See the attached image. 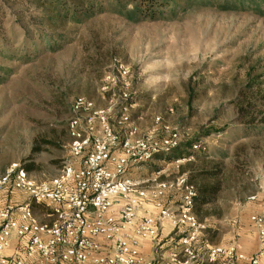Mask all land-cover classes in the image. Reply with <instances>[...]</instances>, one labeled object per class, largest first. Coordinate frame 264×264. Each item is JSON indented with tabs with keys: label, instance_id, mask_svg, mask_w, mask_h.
<instances>
[{
	"label": "rangeland",
	"instance_id": "rangeland-1",
	"mask_svg": "<svg viewBox=\"0 0 264 264\" xmlns=\"http://www.w3.org/2000/svg\"><path fill=\"white\" fill-rule=\"evenodd\" d=\"M105 6L111 11L51 27L36 0H0V173L17 164L33 165L38 182L59 176L72 160L69 123L85 116L72 104L83 97L106 111L120 140L161 141L173 128L181 145L202 139L206 148L180 159L174 149L131 176L174 185L221 170L207 179L221 191L203 217L215 224L206 236L239 241L230 219L264 202V129H254L264 119V14L192 1L135 21L125 0ZM43 31L64 40L51 50ZM125 106L130 118L120 123ZM45 210L36 209L42 221Z\"/></svg>",
	"mask_w": 264,
	"mask_h": 264
},
{
	"label": "built area",
	"instance_id": "built-area-1",
	"mask_svg": "<svg viewBox=\"0 0 264 264\" xmlns=\"http://www.w3.org/2000/svg\"><path fill=\"white\" fill-rule=\"evenodd\" d=\"M72 108L85 116L69 123L72 160L59 176L38 182L17 164L0 173V264H151L141 254L142 241L157 243L167 223L180 233L179 247L170 254L172 264H237L243 259L264 264V202L263 211L250 217L261 244L255 255L242 253L238 241L198 251L195 243L208 225L196 215L195 186L181 178L174 185L154 179L147 187L132 178L133 168L180 144L178 130L168 129L161 141L152 135L120 140L106 111L93 101L79 97ZM128 109H122L120 123L129 121ZM161 121L155 117L157 124ZM136 132L134 126L130 135ZM173 190L181 193L174 208L164 200ZM14 193L29 201L18 204ZM33 202L43 204L53 219L39 221ZM13 234L25 244L9 255Z\"/></svg>",
	"mask_w": 264,
	"mask_h": 264
},
{
	"label": "trees",
	"instance_id": "trees-1",
	"mask_svg": "<svg viewBox=\"0 0 264 264\" xmlns=\"http://www.w3.org/2000/svg\"><path fill=\"white\" fill-rule=\"evenodd\" d=\"M37 5L42 7L43 10V18L41 20H45L48 26L55 27L58 26L59 23L64 22H79L81 19L95 15L97 13H102L105 11H111L105 4L109 3L111 0H36ZM118 3L121 0H116ZM124 1V0H123ZM192 1H197L199 3L214 5L220 7L223 10H243V11H256L261 14H264V0H125L126 3L131 4L133 6L132 9V20H145V19H159L166 16L168 13L175 14L178 6L184 5V9L186 6ZM187 3V5H186ZM55 32V31H54ZM43 34H46L44 31ZM58 39H61L62 36L58 35ZM44 37L45 41L49 43V48L51 50L56 49L60 46L58 43V39L53 35L46 34ZM251 104V102H248ZM242 107V108H241ZM240 107L241 113H243V106ZM248 111L244 112L243 115H247ZM253 125H251L252 127ZM255 130L259 133L262 129H264V119L262 123L256 124L254 126ZM201 143L202 148H206L204 143H202V139H192L189 142H185L181 145V143L176 147L175 155L178 159L186 158L185 151L190 149L193 145ZM202 148L198 150H202ZM37 149L34 148L33 151ZM172 150V151H173ZM171 152V151H170ZM166 153H158L156 157L163 156ZM155 157V158H156ZM22 167V166H21ZM24 168L27 173L33 171V165H24ZM183 171V169H181ZM218 171V172H217ZM203 170L199 172L197 176H204L203 179H197L194 176V180H192V176L189 178L188 182L193 184L197 189V195L194 198V209L196 211L197 217L202 220L206 215L209 214L208 207L212 203L216 201V195L221 191V187L218 182L211 183L207 179L211 176H215L221 173V170ZM185 172V171H183Z\"/></svg>",
	"mask_w": 264,
	"mask_h": 264
},
{
	"label": "crops",
	"instance_id": "crops-1",
	"mask_svg": "<svg viewBox=\"0 0 264 264\" xmlns=\"http://www.w3.org/2000/svg\"><path fill=\"white\" fill-rule=\"evenodd\" d=\"M147 187H150V186H147ZM180 198H181V193L177 191L174 196L173 194L172 195L167 194L164 197V200L168 205L174 208V207H177V204L180 201ZM12 199L17 201L18 204H24L25 202L29 201L28 196H26L25 194H18V193H14L12 195ZM40 206H43L46 209V207L43 204H36L34 202L31 203V209H33L38 219L39 217L36 213V209ZM115 209L117 213L118 208H115ZM262 211H263V203L261 202V204L258 205L256 210H253L252 212L248 214L242 213L238 219L237 217L230 219L232 222V225L235 226L237 230V236L239 240L238 242L241 245V252L245 253L246 256L248 257L255 255L261 246L260 241H259V236L257 235L256 228L252 220H250L249 218L252 215L258 214L259 212H262ZM48 212H49L48 209H46L44 214H42L43 216H47L49 218L48 220H44V221H51L53 219L51 214H49ZM39 221H42V220L39 219ZM200 221L206 222L208 226H207V229L204 230L199 235L198 237L199 239L195 243V247L196 249H198V251H203L212 245H215V246L216 245H226V244L236 241L235 238L234 239L226 238L223 241L216 242L215 240L208 238L206 234L207 232H209V230H211V227H214L215 224H212L209 218L208 219L205 218L204 220L202 219ZM235 228L233 227L231 229L234 230ZM179 236H180V233L177 231V229L176 228L174 229L170 223H167L161 230L159 241L157 243L153 242L150 239H145L142 241V245L140 248L141 254L145 257L146 261L151 262V264H172L170 262V259H171L170 254L176 251V249H178L179 240H180ZM11 243H12L11 248L7 251V254L9 255H14L19 250L21 251V249L24 247V244H25L23 241L19 240L14 234L11 238ZM262 262H264V257L262 258ZM26 264H29V263H26ZM198 264H218V263L199 262ZM237 264H248V260L247 259L239 260Z\"/></svg>",
	"mask_w": 264,
	"mask_h": 264
}]
</instances>
